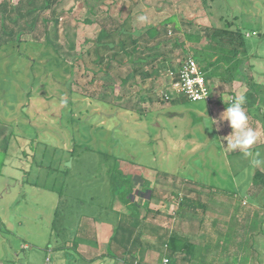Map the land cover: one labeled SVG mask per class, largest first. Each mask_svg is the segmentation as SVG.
I'll return each mask as SVG.
<instances>
[{
  "label": "rangeland",
  "instance_id": "rangeland-1",
  "mask_svg": "<svg viewBox=\"0 0 264 264\" xmlns=\"http://www.w3.org/2000/svg\"><path fill=\"white\" fill-rule=\"evenodd\" d=\"M170 17L244 32V80L209 78L210 102L172 93L170 76L155 73L162 58L173 70L206 43L187 42L184 52L174 42L184 36L173 29L150 69L155 87L140 94L130 78L122 84L130 70L124 52L96 57L103 24L117 28L115 42L126 39L130 49V30ZM251 77L257 97L247 107L249 125L261 133L246 158L225 150L232 129L220 117L230 95L250 90ZM116 161L146 198L156 180L166 201L176 199L184 177L212 185L226 201L236 196V214L243 198L264 204V185L256 182V193L245 187L256 169L264 171V0H0V264H103L80 255L93 257L100 225L117 221L127 182L114 187Z\"/></svg>",
  "mask_w": 264,
  "mask_h": 264
},
{
  "label": "trees",
  "instance_id": "trees-1",
  "mask_svg": "<svg viewBox=\"0 0 264 264\" xmlns=\"http://www.w3.org/2000/svg\"><path fill=\"white\" fill-rule=\"evenodd\" d=\"M49 2H58V0H48ZM103 14H98L97 21L101 23L100 17ZM106 15L108 13L106 12ZM109 17V16H108ZM86 22H92V20L87 19ZM48 24V22H47ZM124 24L120 27L119 32H124ZM172 29L176 32H181L184 36V40L177 36L174 40L175 44L181 46L184 52L188 51L186 48V43L198 44L203 40H206V43L200 48H194V58L203 69L206 74L207 81L209 78L218 77L223 80L234 81L235 79L244 80V72L242 66L244 61L249 60L250 56L248 55V50L246 47L245 33L242 32L239 28H232L230 23L225 24V26H215V25H202L194 20L188 21H176L174 19L167 18L156 25H150L145 32L130 30V49H127V40L118 38V42H115L113 34L118 31L117 28L107 29L105 24L102 25V30L95 42V53L96 57L102 59V52L107 51L108 49H118V51L124 52L126 55L123 63H130V70L128 71V76L121 79L122 84L126 85L129 78L132 81L131 86L138 88V93L140 94L149 84V87L154 88L155 81L152 80V66L154 62L159 59L161 60L162 54L158 52L162 46H166L169 40V33ZM46 34L49 32L48 25L45 28ZM242 48V49H241ZM118 53L110 55V59L116 58ZM246 58V59H245ZM162 58V64L160 65L155 73L157 75L167 74L169 76L170 70L173 68L172 65H168L167 61ZM150 66V67H148ZM179 66V65H178ZM177 66L173 70L177 71ZM177 72L175 73V80L177 79ZM249 82L250 90H248L244 95L246 96V102L243 107L252 106L256 102L257 94H255L257 81L255 78L251 77ZM210 85V84H209ZM211 92L212 88L210 86ZM255 96V99L251 100L250 98ZM175 103V102H174ZM10 136L4 138V148L1 150L7 151L8 148L6 145L9 144ZM115 170H117L116 175L114 176L115 181L113 182L114 187H117V184L122 185L124 182H127L125 185V190L119 194L120 201L128 208V212L118 211L117 221L115 226V231L110 238L108 245V254L118 260H121V263H132L137 259L136 256L130 255L132 252H140V249L143 244V237L147 232H152L155 229V225L148 222L147 216H143L139 211L138 203L133 199L134 194L140 193V191L135 190L132 179L123 173L122 170H118L119 164L117 161L114 163ZM177 177V176H174ZM256 182L260 185H264V172L257 170ZM118 179V181H117ZM119 182V183H118ZM186 186H200L202 189L208 188L212 189L213 186H208L201 181H197L191 178H188L186 181ZM157 190L155 187L150 189L147 188L149 194L154 196V191ZM194 191L189 190L184 193V199L180 207L184 206V201H187L189 194H192ZM202 193H199L201 196ZM131 211V212H130ZM86 221V223H83ZM90 222V219L87 217L82 221V229L86 228V224ZM91 223V222H90ZM91 225V224H90ZM156 242L157 247L166 252H176L177 244L182 241V237L170 233L168 230L161 227H157ZM175 245V248L172 247ZM58 248H62L59 246ZM167 256L170 257L175 264L179 263L171 253H167Z\"/></svg>",
  "mask_w": 264,
  "mask_h": 264
},
{
  "label": "crops",
  "instance_id": "crops-1",
  "mask_svg": "<svg viewBox=\"0 0 264 264\" xmlns=\"http://www.w3.org/2000/svg\"><path fill=\"white\" fill-rule=\"evenodd\" d=\"M244 109L247 113L249 112L247 107ZM249 119L253 118L249 116ZM228 126H230L229 122L225 121L223 128L225 127L227 130ZM249 127L252 126L249 125ZM252 129L258 135L261 133L259 127L255 125ZM222 143L226 150L227 143L224 142V139H222ZM140 175L143 177L142 174ZM186 180L187 178L183 177V186L175 189L176 199L174 200H170L171 198L165 200L161 194L166 191V188L161 187L156 180L150 186V189L154 187L157 189L154 191V196L149 194L146 198L141 190H139L141 194H134L135 198L133 197V199L138 203L139 211L143 216H147L149 223L156 227L154 231L144 235L140 252H132L130 255H134L138 260L148 264H158L167 253H171L173 258L183 264H264V252H262L264 246V204L259 200L249 203L247 198H243L241 202L243 208L236 214V209L233 207L235 206L233 198L236 196L232 197L229 202L230 198L226 201L213 194L215 191L212 189L186 186ZM255 184L256 180L253 179L245 187L250 193H254L256 191ZM189 190L194 192L189 194L187 201H184V206L180 207L184 193ZM199 193H202L201 196ZM122 205L121 202L119 211L128 212L127 207L124 208L125 210L121 208ZM169 207H173V220L172 214L168 211ZM115 226L116 222L101 224L96 232L97 252L93 257L80 256L86 260H95V263L107 264V261L109 264H121V260L108 254V245ZM157 227H161L162 231L166 229L170 233L182 237V241L176 246L178 249L176 252H166L165 248L163 251L161 247L155 245ZM172 247L175 248V245Z\"/></svg>",
  "mask_w": 264,
  "mask_h": 264
},
{
  "label": "built area",
  "instance_id": "built-area-1",
  "mask_svg": "<svg viewBox=\"0 0 264 264\" xmlns=\"http://www.w3.org/2000/svg\"><path fill=\"white\" fill-rule=\"evenodd\" d=\"M177 72V79L175 80L174 76ZM169 76L171 78V87L173 89L172 93H176L177 95H184L191 101H207L210 102L212 100V92L210 89L209 82L207 81L206 74L203 69L200 67L196 59L193 55L187 56L183 59L177 71L170 70ZM236 95L232 94L229 97H235ZM165 99H170L171 94L169 92L164 93ZM229 106L228 102L226 101ZM227 106V107H228ZM121 264H129V263H121ZM130 264H148L141 260H134ZM158 264H175L173 260L164 255L161 258V261Z\"/></svg>",
  "mask_w": 264,
  "mask_h": 264
},
{
  "label": "clouds",
  "instance_id": "clouds-1",
  "mask_svg": "<svg viewBox=\"0 0 264 264\" xmlns=\"http://www.w3.org/2000/svg\"><path fill=\"white\" fill-rule=\"evenodd\" d=\"M146 16H140L139 20L146 21ZM229 106L221 114L220 120H227L232 129V138L227 140V148L230 151L240 150L244 157H253V145L258 140V133L249 127V115L244 109L246 96L244 94L228 97ZM207 123V122H206ZM215 123V121H212ZM255 156H259L257 152ZM254 165H260L261 160L253 158L251 161Z\"/></svg>",
  "mask_w": 264,
  "mask_h": 264
}]
</instances>
